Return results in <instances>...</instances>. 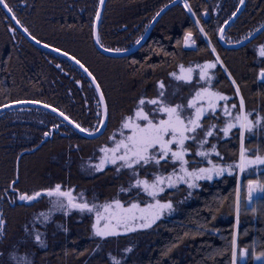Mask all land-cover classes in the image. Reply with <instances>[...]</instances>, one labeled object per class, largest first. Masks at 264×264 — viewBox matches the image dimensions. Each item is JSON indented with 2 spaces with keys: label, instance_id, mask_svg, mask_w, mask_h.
Instances as JSON below:
<instances>
[{
  "label": "trees",
  "instance_id": "1",
  "mask_svg": "<svg viewBox=\"0 0 264 264\" xmlns=\"http://www.w3.org/2000/svg\"><path fill=\"white\" fill-rule=\"evenodd\" d=\"M173 1L108 0L100 28L102 45L122 51L130 49L145 34L156 14ZM7 2L29 33L49 46L74 55L93 73L110 106V122L100 139L87 140L63 127L61 134H54V138L34 154L25 155L20 162L18 189L21 191L30 186L31 180L50 175L52 186L59 183L64 187H76L77 194L82 192L89 204L124 196L119 190L127 187L129 176L112 168L94 175L86 173L83 165L86 154L118 129L121 115L135 106L139 96L155 94L157 80H164L169 92L176 93L173 97L176 101L187 95L185 90L177 88L168 73L176 70L179 64L189 66L214 59L212 47L201 35L196 20L224 67L240 86L246 108L252 114L250 118L264 117V84L258 80L264 64L254 54V49L264 41V35L239 50L229 51L217 43L218 29L236 12L240 0H189L186 5L191 7V13L185 5L172 8L147 43L126 58L106 57L94 45L93 26L99 0ZM206 12L209 13L208 20L203 18ZM263 24L264 0H247L244 11L227 31L226 39L238 42ZM12 29H15L14 33ZM188 32L198 41L195 51L183 48ZM214 71V86L233 95V87L223 68L217 65ZM17 98L35 99L55 107L88 129L97 124L98 98L87 78L70 62L31 44L0 6V106ZM59 124L57 117L38 109L15 110L0 116V188L15 180L19 156L35 149L45 133L53 127L57 129ZM235 133L236 130L218 145L226 165L238 159L239 141ZM245 146L251 153L261 149L264 154L261 127L245 133ZM247 173L243 174L245 181L253 177L264 183V171L252 177ZM201 183L202 187L194 191L184 206L157 223L150 234L141 232L99 242L91 234L93 213L60 210L46 228L47 237L42 239L45 246L41 247L24 235L22 226V221L32 216L35 206L9 209L6 234L16 246L25 248L22 253L33 264H111L112 255L123 258L124 264H229L228 249L235 231L233 205L239 175L225 173L212 182ZM49 186L40 185L42 188ZM242 199L238 242L258 256L264 251V198L258 197L250 207L245 191ZM212 216L215 219H210ZM126 247L133 249L129 257L116 254ZM255 256L249 257L247 264H260ZM6 257H0V264H15L12 258Z\"/></svg>",
  "mask_w": 264,
  "mask_h": 264
},
{
  "label": "snow or ice",
  "instance_id": "2",
  "mask_svg": "<svg viewBox=\"0 0 264 264\" xmlns=\"http://www.w3.org/2000/svg\"><path fill=\"white\" fill-rule=\"evenodd\" d=\"M105 0H99V8L102 9ZM244 4V0H240ZM0 6L12 14L11 19L28 33L36 44L41 41L29 33L27 27L21 24L16 17L13 8L7 0H0ZM188 11L192 9L188 5ZM239 9H237L238 11ZM157 16L160 15L158 12ZM206 15V14H205ZM235 13H233V16ZM101 21L100 11H96L94 18L93 34L95 42L103 47L98 25ZM227 24V22H226ZM13 33L15 29H12ZM204 31L203 28L200 29ZM260 35H264V25L256 30ZM220 40H224V28L218 29ZM253 35L246 34L244 41L252 42ZM143 37L135 41L140 44ZM185 47H192V33L188 32L183 40ZM43 47L48 48L47 43ZM52 51L60 52L68 59L74 60L77 65L91 78L95 85V92L99 93L97 101L98 118L96 129L82 127L64 112L59 115L64 120L79 129L81 133L88 136L96 135L101 128L106 127V122H110V106L105 99V93L101 90V84L96 77L79 59L74 55H69L67 51L61 52L58 48ZM104 51H114L120 53L119 48L109 49L104 47ZM123 51H127L124 49ZM214 59H209L201 64L185 66L179 64L177 69L168 73L171 81L176 82L177 88H184L188 93L186 97H181L177 102L173 97L175 92H169V86L164 80H157L155 84V94L152 96L141 95L134 102V107L120 117L118 131L110 137V143L99 148V163L93 167L97 172H104L106 168H111L117 172H124L130 176L127 187H121L120 193L124 198H113L103 204H89L84 194L73 195L74 188L64 189L62 184H55L44 189L31 192L22 191L17 199L22 202L32 204L40 202L43 198H48L53 204V208L58 210L71 211L73 209L80 212L93 213L95 222L92 225L93 233L96 237L107 240L109 238L119 239L130 234L152 229L157 223L164 219L165 215H171L176 209L170 196L184 191L185 199L192 196L193 191L202 187L201 182H212L218 177H223L225 173L229 176L237 174L243 175L246 169L264 166V154L261 149L255 150L251 155L245 146V133H252L256 127H261L264 131V117L252 119L251 113L246 108L245 97L241 94V88L237 81L232 78L231 73L224 67L220 56L216 54V49L211 48ZM254 54L258 55L264 64V44H260L254 49ZM219 65L227 74L233 87V95L216 88L213 81L216 78L215 69ZM60 67V65H57ZM259 80L264 82V67L258 74ZM13 103L18 105H30L40 103L35 99L17 98ZM4 107H11L5 104ZM47 108L49 105L44 104ZM56 112V108H52ZM236 130L235 137L239 141L238 159L231 164H225V157L219 150V142L228 139L233 130ZM48 133H45L47 136ZM215 141V143H210ZM207 146V147H206ZM198 158V159H197ZM215 158V159H214ZM17 179L12 180L11 191L17 192ZM247 200L251 204L256 197L264 198V183L259 180H247ZM167 193V195H166ZM183 203V201H180ZM235 231L230 241L229 264H242L241 257L255 256L247 247L239 244V224L241 213L240 188L236 189L234 198ZM45 220L51 215L41 213ZM210 219H215L214 216ZM6 219L0 212V237L6 232ZM34 227V226H33ZM204 226L201 225V228ZM27 230V229H26ZM188 235V233H185ZM34 240L41 247L44 241L40 234L34 236ZM177 245H173L175 247ZM133 249L126 247L125 253H131ZM171 251V249H169ZM3 255V253H0ZM255 259L264 264V251L260 252ZM15 264H33L27 257L21 259L12 256ZM111 264H124L123 258L111 257ZM247 264V260L244 261Z\"/></svg>",
  "mask_w": 264,
  "mask_h": 264
},
{
  "label": "water",
  "instance_id": "3",
  "mask_svg": "<svg viewBox=\"0 0 264 264\" xmlns=\"http://www.w3.org/2000/svg\"><path fill=\"white\" fill-rule=\"evenodd\" d=\"M188 0H174L173 2L169 3L168 5H166L163 9H161V11L159 12L160 15L159 16H155V18L153 19V21L151 22V24L149 25L148 29L146 30L145 34L142 36L143 39L141 40V43L140 44H135L133 45L130 49H128L127 51H121L120 53H116L114 51H108V52H105L104 51V46L101 47L100 44H97L95 42V36L93 34V42H94V45L96 47V49L104 56L106 57H110V58H126V57H129L135 53H137L146 43L147 41L149 40L151 34L153 33V31L155 30V28L157 27V25L161 22V20L163 19V17L174 7L180 5V4H183L184 2H186ZM107 2L108 0H105V3H104V6L102 9H98V11H100L101 13V21L98 25V31L100 33V28H101V24H102V20H103V16H104V13H105V9H106V6H107ZM246 2L247 0H244V4L241 5L239 4V7H238V11L236 10L235 12V15L231 16L226 22L223 24V28H224V36H225V39L224 40H220V38L218 39L219 40V43L220 45L226 49V50H239L241 48H244L246 47L247 45H249L250 43H252L253 41H255L257 38H259L261 35L259 32L255 31L253 32L251 35H253V40L252 42H248V41H244V44H240V43H229L227 40H226V33L227 31L234 25V23L238 20V18L240 17V15L242 14V12L244 11L245 9V6H246ZM1 8L3 9V7L1 6ZM3 11L6 13L7 17L12 21L13 25L15 26V28L31 43L33 44L35 47L43 50V51H46L48 53H51L57 57H60L68 62H70L74 67H76L79 71H81V73L87 78V80L90 82V84L92 85V87L94 88L95 90V85L92 83L91 81V78L87 75V73H85L83 71V69H81L79 67V65H77L75 63L74 60H70L68 59L67 56H63L60 54V52H55V51H52V49L54 47L52 46H49L48 48H45L43 47V42H41V44H36L34 40L31 39V37L29 36L28 33H25L23 31V28H21L20 25L16 24L15 20H12L11 19V16L12 14L10 13H7V10L6 9H3ZM208 16L206 14L205 16V19H207ZM264 25V24H263ZM94 27V26H93ZM261 28V26L259 27ZM258 28V29H259ZM192 40L194 41V44L192 47H185L184 45V49L186 51H195L197 50V43L195 42L194 40V36L192 35ZM61 52H63L62 50H60ZM70 55V54H69ZM86 67V66H85ZM97 80V79H96ZM98 82V81H97ZM260 83L264 84V82H261L259 80ZM99 83V82H98ZM102 90V88H101ZM103 91V90H102ZM96 95H97V98L99 97V93L96 92ZM106 99V98H105ZM107 101V100H106ZM9 105H11V107H4V105L0 106V116H2L3 114L5 113H8V112H11V111H15V110H22V109H38V110H42V111H45L47 113H50L51 115L57 117L59 120H61L63 123H65L67 126H69L72 130H74L79 136L87 139V140H96V139H99L100 137H102L104 135V133L106 132L107 128H108V124L109 122H106V127L105 128H101L99 131L96 132V135L94 136H88L86 133H81L79 131V129H77L74 124H70L68 123V121L64 120L62 116L59 115V113L61 112L60 110H58L57 108V111L56 112H53L52 111V108H55V107H52L49 105V107L45 108L44 107V104L45 103H36V104H30V105H18V104H15L13 102L11 103H7ZM70 119V118H69ZM57 129L55 128H52L51 131L48 133L47 136L44 137V139L42 140V142L33 150H29V151H25L23 152L18 160H17V175L19 174V166H20V162H21V159L25 156V155H28V154H33L35 153L37 150H39L40 148L43 147V145H45L47 142H49L50 140H52L54 138V133ZM58 131V130H57ZM19 182V179L17 180V184ZM12 187H15L14 185L11 184ZM17 193H20L19 191H17ZM258 197H256V195L254 194V200L257 199ZM19 204L22 205V204H26V205H32L34 204L35 202H33L32 204H29V203H26V202H22V201H19ZM0 212L1 211V200H0ZM247 258L245 257H242V263H244V261L246 260Z\"/></svg>",
  "mask_w": 264,
  "mask_h": 264
},
{
  "label": "rangeland",
  "instance_id": "4",
  "mask_svg": "<svg viewBox=\"0 0 264 264\" xmlns=\"http://www.w3.org/2000/svg\"><path fill=\"white\" fill-rule=\"evenodd\" d=\"M186 5V4H185ZM197 21V25H198V28H199V30L201 29V26H200V23H198V20H196ZM223 26V25H222ZM221 26V27H222ZM200 33H201V35L204 37V39L205 40H207L209 43H210V45H211V47H214L213 45H212V43H211V41L209 40V38L207 37V35L205 34V31H203V32H201L200 31ZM192 35L194 36V40H195V42L197 43V47H198V41L196 40V38H195V35L192 33ZM219 32H218V34H217V43L219 44V46L220 47H222L221 45H220V43H219ZM258 39V38H257ZM256 39V40H257ZM242 40H244V39H242ZM255 40V41H256ZM229 43H237V42H230L229 40H227ZM241 41V40H240ZM255 41H253V42H255ZM252 42V43H253ZM251 44V43H250ZM262 44H264V41L262 42ZM215 48V47H214ZM223 48V47H222ZM231 51H233V50H231ZM216 54H217V51H216ZM258 80H259V77H258ZM181 91H184V88H181ZM187 95H188V93H187ZM186 95V96H187ZM185 96V97H186ZM179 100L180 99H178L177 100V102H179ZM1 102V101H0ZM2 103V102H1ZM0 103V104H1ZM92 130H95L96 129V126H94V127H92L91 128ZM235 130V129H234ZM233 130V131H234ZM118 131V129L117 130H115V131H113L112 133H110L108 136H107V138L106 139H104L103 140V142H101V143H99L96 147H95V149L94 150H92L89 154L87 153L86 154V156H87V159L85 160V162H84V168H85V172L86 173H88V174H90V175H94V174H97V173H100V172H97L96 170H95V168L93 167L95 164H98L99 163V157H100V153H99V148L100 147H102V146H104L105 144H107V143H110V141H109V137L114 133V132H117ZM231 135V134H230ZM210 143H211V141H210ZM207 147V146H206ZM249 154L251 155L252 153H251V151H249ZM198 159V158H197ZM22 160V159H21ZM108 168H111V166H109ZM108 168H106V169H108ZM105 169V170H106ZM246 171H248V175L249 176H257L258 175V173H260V172H262V171H264V166H257V167H255V168H249V169H246ZM120 173H124L123 171L122 172H120ZM244 174V173H243ZM239 175V184H238V187L240 188V197H241V201L243 200L242 199V192L243 191H245L246 192V195H247V188H246V185H247V180L245 181L244 179H243V175H240V174H238ZM17 176L19 177V181H20V166H19V174L17 175H15V179H17ZM25 177H27L26 176V174L24 175ZM50 175H47V177L46 178H44V179H35V180H31L30 181V186L29 187H27V186H25L26 187V190L25 191H27V192H31V191H34V190H40V189H42V187H40V185H50V186H52L51 185V180L49 179L50 177H49ZM251 176V177H252ZM49 177V178H48ZM129 178H130V176H129ZM125 179V178H124ZM250 179H254V180H260L259 178H250ZM18 183H20V182H18ZM46 183V184H45ZM27 184V183H26ZM5 187H7V186H4V187H2V188H0V190L2 191ZM45 188H47V187H45ZM195 191V190H194ZM194 191H193V194H194ZM185 192L184 191H181V192H179V193H176L175 195H172V196H170V199H172L173 200V202H174V207H175V211L171 214V215H173V214H175V213H177V211L182 207V206H184L183 204L184 203H186V201L189 199H185ZM192 194V195H193ZM166 195H167V193H166ZM117 198H121V199H123L124 198V196H119V195H117ZM174 198H177V199H174ZM256 200V199H255ZM180 201H183V203H181ZM103 203H105V202H101V203H97V205H100V204H103ZM247 203H248V200H247ZM253 203H254V200H253V202L251 203V204H249L248 203V206L250 207V206H253ZM34 209H33V211L31 212L32 213V216L30 217H28L27 216V218H26V220H24V221H22L23 222V224H22V226L24 227V235L26 236V237H28V238H30V239H34V236L38 233V234H40V236H41V239H44V238H46L47 237V235H46V233H47V231H45L46 230V228L48 227V225L49 224H51V223H53V221H52V219L54 218V216L56 215V214H58L59 212H60V210H58V209H55V208H53V204L49 201V199H43L40 203H38L37 205H35V207H33ZM9 209L10 208H8L7 206L5 207V215H6V223H7V217H8V211H9ZM49 212H51V215L48 217V219L47 220H45V217L44 216H41L40 214L41 213H45V214H48ZM13 215H14V213H12ZM12 214H10V217H11V215ZM170 215V216H171ZM169 215H165V217L167 218ZM164 217V218H165ZM91 222H92V224L95 222V215H94V212H93V214H92V218H91ZM160 222V221H159ZM158 222V223H159ZM34 226V227H33ZM7 226H5V228H6ZM155 228V226L152 228V229H148V230H146V231H142V233H144V234H150L151 233V231L153 230ZM27 229V230H26ZM42 231H44L45 233H43ZM138 233H141V232H138ZM91 234L92 235H94V233H93V229H92V231H91ZM135 234V233H134ZM131 235V234H130ZM130 235H128V236H130ZM95 236V235H94ZM123 237V236H122ZM127 237V236H126ZM8 238H11V237H9V235H7L6 234V232H5V235L3 236V237H0V253H3V255H0V257H10V258H12V256L13 255H15L16 257H19V258H21V259H23V258H25L26 257V255H25V253H22V252H25L24 250H25V248H23V247H21V246H16V244H15V242H14V240H12V241H10V239H8ZM12 238H15V235L14 236H12ZM16 238H18L17 237V235H16ZM97 239H98V241L100 242V241H104V239H101V238H99V237H96ZM8 239V240H7ZM109 239H112V238H109ZM13 245L15 246V248H13ZM243 248V247H242ZM249 249V248H248ZM249 251H250V249H249ZM109 253L110 254H113V251H109ZM116 254H126L127 255V257H129L131 254H132V252L131 253H125L124 251H118V252H116ZM6 257V258H7ZM111 257H113V255L111 256ZM110 257V258H111ZM249 258V257H248ZM247 258V259H248ZM241 259V261H242V257L240 258ZM246 259V260H247ZM12 261V260H11Z\"/></svg>",
  "mask_w": 264,
  "mask_h": 264
},
{
  "label": "flooded vegetation",
  "instance_id": "5",
  "mask_svg": "<svg viewBox=\"0 0 264 264\" xmlns=\"http://www.w3.org/2000/svg\"><path fill=\"white\" fill-rule=\"evenodd\" d=\"M189 1V0H188ZM188 1H186V2H184L183 4H180V5H185ZM205 14H207V16H208V18H209V13H204V20H208V18L207 19H205ZM227 34V33H226ZM227 40V39H226ZM183 48H184V43H183ZM185 50V49H184ZM109 125V124H108ZM63 127H68V128H70L69 126H67L65 123H63L61 120H60V124L59 125H57V130L55 131V133L54 134H61V131H62V128ZM54 128V127H53ZM71 129V128H70ZM72 130V129H71ZM73 132H75L74 130H72ZM105 134V133H104ZM101 138V137H100ZM99 138V139H100ZM97 140V139H96ZM34 154V153H33ZM28 155H32V154H28ZM20 182V181H19ZM19 184V183H18ZM17 184V185H18ZM16 187V186H15ZM64 187V186H63ZM11 188H12V186H11V184L9 185V186H7V187H5L2 191L0 190V200H1V211H2V213L4 214V212H5V207L7 206L8 208H10V209H15V208H18V207H31V206H35L36 204H38V203H40L43 199H48V198H43L40 202H35L34 204H32V205H26V204H22V205H20L19 204V202H18V199H17V197H18V195H19V193H13L12 191H11ZM69 187H64V189L65 190H67ZM71 188H74L75 189V192L73 193V195H78L77 194V189H76V187H71ZM42 189H44V188H42ZM17 191H19V192H22L20 189H18V187H17ZM73 210H75V209H73Z\"/></svg>",
  "mask_w": 264,
  "mask_h": 264
}]
</instances>
